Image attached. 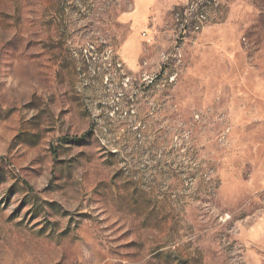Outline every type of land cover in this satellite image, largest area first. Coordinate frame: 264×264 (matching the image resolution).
<instances>
[{"label":"rangeland","instance_id":"obj_1","mask_svg":"<svg viewBox=\"0 0 264 264\" xmlns=\"http://www.w3.org/2000/svg\"><path fill=\"white\" fill-rule=\"evenodd\" d=\"M0 264H264V0H0Z\"/></svg>","mask_w":264,"mask_h":264}]
</instances>
